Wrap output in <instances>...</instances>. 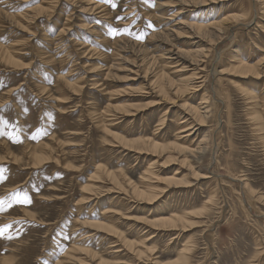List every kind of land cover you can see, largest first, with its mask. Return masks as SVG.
Returning a JSON list of instances; mask_svg holds the SVG:
<instances>
[{"label": "rangeland", "instance_id": "rangeland-1", "mask_svg": "<svg viewBox=\"0 0 264 264\" xmlns=\"http://www.w3.org/2000/svg\"><path fill=\"white\" fill-rule=\"evenodd\" d=\"M192 1L0 0V264H264L262 6Z\"/></svg>", "mask_w": 264, "mask_h": 264}, {"label": "bare ground", "instance_id": "bare-ground-1", "mask_svg": "<svg viewBox=\"0 0 264 264\" xmlns=\"http://www.w3.org/2000/svg\"><path fill=\"white\" fill-rule=\"evenodd\" d=\"M70 1V0H69ZM75 1H80V0H75ZM188 1V0H187ZM196 1V0H195ZM201 1H204V0H199V2H201ZM206 1V0H205ZM214 1V0H213ZM220 1V0H219ZM223 1V0H222ZM256 2H257V5H258V7H261V10H262V14L264 15V0H255ZM190 2H193L192 0H190ZM209 2V1H208ZM73 3V2H72ZM89 3V2H88ZM198 3V2H197ZM202 4H203V2H201ZM90 5H93V4H90ZM190 5V4H189ZM194 5H196V4H194ZM162 5H158V7H161ZM243 6V5H242ZM51 8H53V7H51ZM51 8H48L47 10H50ZM95 8H97L96 10H99V7H98V5L97 4H95ZM244 9H245V7H243ZM93 9H94V7H93ZM93 9L91 10H89L90 12H92L93 11ZM243 10V9H242ZM45 10L44 9H41V8H38V9H36V13H43ZM95 11V10H94ZM236 11V10H235ZM247 11V10H246ZM84 13L85 12H88L87 10H85V11H83ZM155 12V11H154ZM239 12V14L238 15H234L233 17H228L227 19H224L223 21H221V22H219V23H216V24H211V25H209L208 27L207 26H201V25H196L197 26V28L199 29V30H206V29H215V30H222V26L223 25H225V24H229V23H234V24H238L240 21H242L241 19H243V17H247V14L246 15H243V14H245V12H242V13H240V11H238ZM160 13V12H159ZM251 13V12H250ZM260 13V12H259ZM34 14V13H33ZM251 15V14H250ZM260 15V14H259ZM262 15V16H263ZM76 16V15H75ZM154 16V15H153ZM157 16H158V14H157ZM226 17V16H225ZM248 17H250V16H248ZM247 17V18H248ZM251 18V17H250ZM24 19H26V21H27V18H24ZM23 19V20H24ZM252 19V18H251ZM163 20V19H162ZM248 20V19H247ZM260 20V19H259ZM20 21V20H19ZM22 21V20H21ZM164 21V20H163ZM249 21H250V19H249ZM199 22V21H198ZM261 22V21H260ZM259 22V23H260ZM256 25L258 26V24L256 23ZM195 26V27H196ZM243 26V25H242ZM80 27V26H79ZM94 26H92V27H90V29H92ZM192 28H193V26H191ZM262 27H263V25H262ZM258 28H260L261 29V27H260V25H259V27ZM193 29H195V28H193ZM63 32V31H62ZM61 32V33H62ZM90 32L92 33V34H95L96 35V31L95 30H90ZM199 32V31H198ZM202 32H204V31H202ZM209 32V31H208ZM205 33H207V31L205 32ZM209 35V34H208ZM208 35H205V36H208ZM226 36V35H225ZM101 39L103 38V37H100ZM213 38V36H210V39L212 40V41H215V39L213 40L212 39ZM215 38V37H214ZM222 38L223 37H220L219 38V40H218V42H220L221 40H222ZM225 39V38H224ZM61 40V39H60ZM101 41H103V39L101 40ZM215 46V45H214ZM86 50H88V49H86ZM209 49L207 48L206 50L205 49H203L202 51H200L199 52V57H207L208 55V53H209V51H208ZM8 51V50H7ZM11 50H9V52H10ZM13 52V51H12ZM87 52V51H86ZM12 54V53H11ZM206 55V56H205ZM7 56V55H6ZM9 57H8V59H9V61H11L12 63L14 62V60H13V56L14 55H8ZM16 57V56H15ZM18 58V57H17ZM161 58V57H160ZM159 58V59H160ZM7 58H5V60H6ZM7 59V60H8ZM12 59V60H11ZM16 59V58H15ZM233 59H235V58H232L231 60H233ZM198 60V59H197ZM202 60V59H201ZM221 60V59H220ZM238 60V59H237ZM225 61V60H224ZM8 62V61H7ZM223 62V61H222ZM201 63V61H200V59L197 61V65H195V68L194 69H192L193 70V72H194V81L196 80L197 81V83H195L194 82V84L193 85H195L194 87H192V91H193V93L194 92H196V90H198L199 88H201V86L200 85H203V82L204 81H201L202 80V78H200V74H201V72L203 71V70H201V68L199 67V64ZM224 63V62H223ZM233 63V62H232ZM241 66H239V67H242L243 69H245V72L246 73H248V74H253V73H255L254 71H252L253 69L252 68H248V67H246L245 66V64H243V61L242 60H240V62H238ZM172 65V63H166V62H164V65H163V70H165V66H171ZM220 66V65H219ZM223 66V65H222ZM229 66V65H228ZM253 67V66H252ZM219 68L220 67H218V69L217 70H215V72H214V74H215V76H220L221 74H222V70L221 71H219ZM225 68V67H224ZM235 68H237V67H235ZM254 68V67H253ZM170 69V68H169ZM161 71V74L159 75L160 77H161V75L162 76H168V74L166 73V74H164V71ZM171 70H173V69H171ZM239 70V69H238ZM241 71V70H240ZM244 71V70H243ZM173 73V72H172ZM257 74V73H256ZM243 75V74H242ZM255 75V74H254ZM158 76V75H157ZM192 76V75H191ZM230 76V75H229ZM233 76V75H232ZM259 76V75H258ZM184 77V76H183ZM186 77V76H185ZM165 78V77H164ZM188 78H190V76L188 77ZM222 79V78H221ZM221 79H219V80H217L216 82L218 83H220V81H221ZM185 80V79H184ZM190 80V79H189ZM191 80H192V78H191ZM158 81V80H157ZM156 81V82H157ZM161 81V80H160ZM167 81V80H166ZM169 81V80H168ZM200 81V82H199ZM182 82V81H181ZM173 83V82H172ZM184 83V82H183ZM191 83V82H190ZM169 84V83H168ZM180 84V83H179ZM96 84H94L93 86H95ZM182 85V84H181ZM186 85V84H185ZM221 85V84H220ZM73 86V85H72ZM155 86V85H154ZM153 86V87H154ZM156 86H158V84L156 85ZM160 86H162V85H160ZM167 86V85H166ZM75 87V86H74ZM187 87H188V85H187ZM221 87V86H220ZM152 88V87H151ZM160 88V87H159ZM158 87H157V89H159ZM171 88V87H170ZM70 89H71V87H70ZM156 89V88H155ZM188 89V88H187ZM187 89L185 90L186 91V93H187ZM71 90H73V88L71 89ZM154 90V89H153ZM179 90V89H178ZM220 90H221V88H220ZM78 91V90H77ZM174 91V90H173ZM183 91H184V88H183ZM206 92V91H205ZM204 92V93H205ZM185 92H184V94H186ZM159 94V93H158ZM172 94V93H171ZM170 94V95H171ZM175 94V93H174ZM157 95V94H156ZM181 95V94H180ZM208 95V94H207ZM189 96V95H188ZM166 97V96H165ZM205 97H207V96H204V99H205ZM167 99V98H166ZM162 101V100H161ZM160 101V102H161ZM172 101V100H171ZM201 101H203L202 99H201ZM222 102V101H221ZM161 103H163V102H161ZM201 104H200V106H202V109L201 110H205V112L203 113V115L201 114V113H199V109L197 110L196 109V112L197 113H194V114H198L199 115V117L200 118H202V116H207V115H209V111L207 110V108H208V102H207V100H205V101H203V102H200ZM170 105V104H169ZM172 105V104H171ZM184 107V106H183ZM199 107V106H198ZM179 108V107H178ZM190 108V107H189ZM187 109H188V107H187ZM190 111V110H189ZM120 112H122V111H120ZM129 112V111H128ZM187 112V111H186ZM191 112V111H190ZM189 112V113H190ZM189 113H188V115H187V117L186 118H184V120L183 119H181V121L180 122H182V120H183V122L182 123H180V125H184L183 127H180L177 131H178V134H179V138H181V140H184V141H187L188 140V138H190V137H192V135L193 134H195L197 131H198V129H194L193 127H195L194 126V123H197V125L196 126H200V123H198V122H196L197 120H195V118H193L192 116H194V115H192V116H190L189 115ZM119 113H117V115H118ZM187 114V113H186ZM128 115V114H127ZM218 115V114H217ZM124 116V115H123ZM222 116V115H221ZM111 117V116H110ZM113 117V116H112ZM125 117V116H124ZM184 117V116H183ZM198 117V116H197ZM115 118V117H114ZM117 118V117H116ZM217 118V117H216ZM113 119V118H112ZM205 119V118H204ZM111 120V119H110ZM178 120V119H177ZM180 120V119H179ZM218 120H219V118H218ZM217 120V121H218ZM214 121V120H213ZM114 122V121H113ZM194 122V123H193ZM216 122V121H215ZM107 125V124H106ZM107 129V128H106ZM109 129V128H108ZM109 130H111V129H109ZM107 131V130H106ZM112 133V132H111ZM109 134V133H108ZM114 134V133H113ZM112 136V135H111ZM117 137V139H120V138H118V135L116 136ZM145 141V140H144ZM147 141V140H146ZM183 141V142H184ZM143 142V141H142ZM141 142V143H142ZM181 142V141H180ZM143 144V143H142ZM152 146H154V145H151L150 146V148L152 147ZM143 147V146H142ZM145 147V146H144ZM144 147H143V149H144ZM158 147V146H157ZM140 149H142V148H140ZM182 149V148H181ZM138 150V149H137ZM137 150H135V151H137ZM145 150V149H144ZM157 150V149H156ZM155 151V150H154ZM143 152V151H142ZM145 153V155L147 154V152L146 151H144ZM153 152V151H152ZM156 152V151H155ZM200 153V152H199ZM150 154V153H149ZM198 154V153H197ZM204 154V153H203ZM39 159V158H38ZM199 166V165H198ZM147 173H150V172H147ZM215 175V174H214ZM203 176H205V175H203ZM201 179V178H200ZM199 180V179H198ZM202 180V179H201ZM117 185V184H116ZM135 191V190H134ZM143 192V191H142ZM144 194V193H143ZM146 194V193H145ZM137 195V194H136ZM142 195V194H141ZM148 195V194H147ZM152 195V194H151ZM134 196H135V194H134ZM149 196H150V194H149ZM153 196V195H152ZM151 197V196H150ZM148 198V197H147ZM149 200H150V198H148ZM152 199H154V198H152ZM142 200V199H141ZM224 218V217H223ZM173 219V218H172ZM159 221V220H158ZM170 221H171V219H170ZM157 222V221H156ZM155 222V223H156ZM162 222V221H161ZM172 223L174 222V221H171ZM181 222H182V220H181ZM175 224H176V222H174ZM173 223V224H174ZM178 223V222H177ZM160 224H162V223H160ZM159 224V225H160ZM174 224V225H175ZM155 225V224H154ZM153 225V226H154ZM157 225V224H156ZM166 226V225H165ZM98 227V226H97ZM102 227V226H101ZM101 227H99V228H101ZM106 227V226H105ZM160 227H161V225H160ZM171 227V226H170ZM210 228V227H209ZM105 229V228H104ZM114 229V228H113ZM101 230V229H100ZM112 231V230H111ZM114 232H115V229H114ZM116 233H117V231H116ZM118 233H119V231H118ZM120 235V234H119ZM121 239V238H120ZM129 244V243H128ZM131 245L132 244H129L128 246H130L131 247ZM210 258V257H209ZM102 261V260H101ZM62 264V263H61ZM102 264V263H101ZM104 264H105V262H104Z\"/></svg>", "mask_w": 264, "mask_h": 264}, {"label": "snow or ice", "instance_id": "snow-or-ice-1", "mask_svg": "<svg viewBox=\"0 0 264 264\" xmlns=\"http://www.w3.org/2000/svg\"><path fill=\"white\" fill-rule=\"evenodd\" d=\"M23 202L24 203H30V200H29V198L27 196H25ZM2 204H3V202L0 201V205H2ZM2 235H3V232L0 231V236H2Z\"/></svg>", "mask_w": 264, "mask_h": 264}]
</instances>
